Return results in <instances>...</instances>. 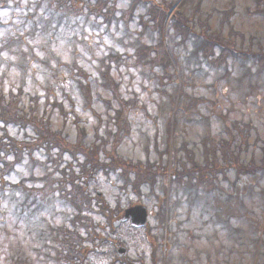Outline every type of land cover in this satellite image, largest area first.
Here are the masks:
<instances>
[{"label":"rangeland","instance_id":"1","mask_svg":"<svg viewBox=\"0 0 264 264\" xmlns=\"http://www.w3.org/2000/svg\"><path fill=\"white\" fill-rule=\"evenodd\" d=\"M30 1L32 0H8L5 3L6 6H2L3 3L0 0V89L8 95L22 88L25 111H28L30 106H36L32 112L33 116L47 120L51 130L61 131L72 144L82 142L87 146H96L97 149L105 148L106 153L115 149L122 157L130 158L134 162L156 163L157 167L163 166V169L168 165L169 171L173 170L170 172L173 175L171 183L166 179L165 172L162 175L160 170V173L155 175L159 182L156 184L155 193L157 191L163 196H168L176 187L174 178H178L177 158L181 159L182 163H190L182 149L184 144L188 145L189 151L194 153L195 160L203 163L204 155L200 142L205 137V127L208 126L201 119L191 120V115L198 114H193V108H190L188 113L184 111L178 113L180 115L178 126L176 129H171L168 135L169 96H176V93L174 94L177 88L176 68L170 64L167 70H162V64H160L155 67L157 75L150 74L151 63L144 60L147 58L145 53L142 54L140 62L136 60L135 46L131 45L134 38L123 36L122 31L116 33L114 27L111 35L103 29L93 30L97 25V21L93 18L84 23V17H80L70 23L79 25L78 30L84 28L89 33L86 36L78 30L75 32L74 29H69L70 24L60 27L48 26L53 36L51 40L49 33L42 34L38 30L34 31V28L41 27V24L37 26L27 24V16L32 15V20L37 21L39 15H42L41 11L38 12L39 15L30 13L37 6L33 7ZM170 1L174 6L170 12V23L174 22L173 13L177 9L176 15L184 14L190 17L188 26L195 32H200L202 29L199 26L201 21L208 26L206 34L212 35L222 31L224 40L232 41L239 51L248 50V48L258 50L260 44L264 45V17L255 11L256 0H202L200 10L193 13L191 11H194V6L199 0ZM129 3L130 0H126L121 3V6H128ZM141 6L138 7L139 11L145 13L147 9ZM29 7L32 8L29 9ZM233 7L234 12L229 22L225 21L223 24L220 13L225 10L231 11ZM141 8L145 11L143 9L141 11ZM45 19H48L47 15ZM135 23L131 26L133 31L140 29ZM89 24H93L94 27L90 29ZM222 24L223 30H221ZM168 32L174 33L173 28H170ZM169 33L165 36V43L169 45L168 52L171 59L175 62L179 57L182 62L184 73L182 77L187 83L186 94L205 97L202 113L211 117L209 119L211 132L207 135L213 137L214 144H218L219 139L226 136V127L231 128L237 136L241 129L244 130V134L239 135L232 143L235 159L230 157L227 163L238 160L241 164L250 163L249 161L260 164L264 160V100L255 99V84H258L259 88L263 84L262 80L255 82V67L251 68V73H247L246 68H249L250 64L241 61V57L233 55L226 56L225 64L216 66L208 63L201 51L197 55V58L203 62L201 65L193 59L188 61L187 56L195 50V43L200 40V37L191 35L192 38H185L180 44L181 36L171 37ZM147 35L155 37V40L147 39L148 45L149 42L160 40L159 32L155 29L149 30ZM16 39H22L20 46L23 47L19 50L20 55L16 53L18 50L13 49L14 53H12L6 47L7 42ZM112 49L118 54H123L122 60L125 62L122 63L121 60L110 63L112 68L109 76L113 82L112 86L117 85L118 93L113 92L109 85L110 81L105 82L101 77L99 78V70L105 71V68L109 66V64L103 65L100 59L111 54ZM215 50L216 58L220 50L216 47ZM151 54L156 55L153 50ZM3 57H8V60L1 61ZM57 62L64 63L63 69L60 70L62 76L54 80L52 69H48L56 66ZM66 65H79L91 74L92 98L90 101L87 102L76 84L67 79L70 71ZM21 66L24 67V71L19 70ZM51 85L52 92L49 90ZM166 91L171 94L167 95ZM123 100L136 102V106L124 111L121 103ZM0 125L2 126L3 122H0ZM246 126H249L248 130ZM79 127L85 129L83 138L79 136ZM8 129L10 136L19 141L36 139V132L30 127L20 129L8 124ZM96 130L99 131L96 132ZM26 132L31 135V138L25 136ZM33 147L35 149L36 146L33 145ZM24 149L27 150L26 147ZM44 150H33V158H30L25 151L21 157L23 163H14L12 157L9 158L13 166L3 177L5 176L10 184L21 185L22 183L26 186L40 187L41 182L36 180V177L44 174L42 165L39 164L47 160ZM106 153L96 154L99 162L113 160L112 156ZM79 157L80 163L86 161L85 156L80 154ZM64 160H71V156L65 154ZM221 161L224 163L222 158ZM71 163L73 164V161ZM238 174L234 168L227 170L226 180L222 178L223 174H220V184L225 188V191L221 193L222 198L216 199V196H220L219 188H216V195H212L210 190L211 198L208 200L202 196L196 208L186 203L183 193L180 194L181 199L175 192L172 193L170 201L177 205H173L177 207V212L172 213L175 238L173 244L175 245L172 247V254L170 253L169 264H263L264 247L256 244L257 236L252 228L255 229V219H258L264 230V173L258 174L259 177H263L261 181L256 180L258 183L256 188L255 177L247 185L234 186L233 183H236ZM239 175L241 177L244 174ZM111 179L112 181L109 182ZM0 183L2 184V181ZM161 185H163L162 188ZM165 185H167L166 190ZM90 187L99 188L110 209L116 206V201L121 196V202L125 206L138 198L133 194L131 186L126 187L113 175L107 178L103 168H100L95 179L90 181ZM6 189H10L9 184L6 185ZM137 190L143 193V200L151 206L152 202L147 199V193L152 192V187L143 186ZM93 192H95L94 189ZM181 192H183L182 189ZM6 194L9 198L2 197L0 188V258H3L0 261L1 264H12V261H8L11 260V256L4 255L16 253L20 259L28 258L26 264H29L30 260H32L30 264H43L40 260L38 263L33 261L34 256L38 255L34 250L42 252L43 247L36 241L34 233L29 234L25 230V217L17 216V211L19 212L20 209L17 205V193L14 191ZM125 194H129L132 198H126ZM57 203L51 208L46 207L36 213L35 221L42 222L43 229L50 225H60L68 218L69 213L66 207L58 201ZM201 207L204 208V215ZM97 219L104 221L102 216H97ZM150 221L151 230L160 225L153 217ZM115 231L118 235L109 231L104 235L120 236L129 246L130 253L135 250H147L143 230H131L128 225H125ZM159 232L166 234L163 229ZM260 236L264 237V233ZM93 255L90 252L87 256ZM95 262L97 264V258ZM105 262L107 259L103 258L102 262L98 263ZM160 264L166 263L160 261Z\"/></svg>","mask_w":264,"mask_h":264},{"label":"bare ground","instance_id":"2","mask_svg":"<svg viewBox=\"0 0 264 264\" xmlns=\"http://www.w3.org/2000/svg\"><path fill=\"white\" fill-rule=\"evenodd\" d=\"M110 79V77H109ZM13 93V91H12ZM5 108H8L10 110H15L14 107L6 105ZM29 115L33 116V111L34 108L33 106H30L28 109ZM36 118V116H35ZM41 122L42 125H46L48 129L51 132L56 133L57 131H53L49 128V122L47 120H44V118H38L35 120V122ZM28 128V127H26ZM25 128V129H26ZM85 129H81L80 133H83ZM99 130H96L98 132ZM0 133H3L4 135H11L9 129L4 128L3 126H0ZM26 137L31 138V135L26 132L25 134ZM83 138V136H80ZM79 137V138H80ZM35 140L31 141H19L16 138H14V142L19 144L22 143L26 146L27 150L24 148L12 146V143H7L4 145V149H0V182L2 181V184L0 183V188L2 189V197L7 198L10 194L8 189H6V185L9 184V187H12L14 191L17 193V205L20 208L19 212L17 211V216L22 218L25 217L26 221V231L29 234H35L36 236V241L40 242L42 248V252L38 250H34L35 253H38V255L34 256L33 261L38 263L39 260L41 263H53L57 264L60 262L64 255L63 248L73 242H76L79 237L82 238L85 242H89V238L85 235V230L87 228L86 223L84 222H79L78 223V228H79V233L72 232L68 229L67 224H68V218L70 216H73L74 220L77 221L78 217H82L86 210L83 208L82 204H75L69 201L66 196H63V189L61 188L60 185L58 184H53L50 185L46 179L45 176V171L48 169V163L44 162L41 163L42 168L44 170V174L41 177H36V180L41 182L40 187L32 186L35 188V190L32 193H24V188L23 184L21 185H15V184H10L6 179L5 176L3 175L6 173H9V170H11L12 166H10L8 161L5 159L6 157H9L12 159L14 163L20 162L23 163L21 160L22 154L27 151L29 154L30 158H33V150H40V149H45L49 143H46L42 146L38 145V132H36ZM35 145V149L33 145ZM50 144H53L50 142ZM58 147H62V152L61 154H68L71 156L70 151L66 148V143H59V144H53ZM65 145V146H64ZM79 145L81 146L82 150L88 153H91V145L87 146L82 142H79ZM65 147V148H64ZM14 156V157H13ZM8 158V159H9ZM9 161H11L9 159ZM4 164V166H3ZM74 164V165H73ZM73 164L72 166L75 167H82V163L79 162V159L77 157H73ZM152 164V163H150ZM150 167V166H149ZM148 171V166L146 163L143 162H138L136 166H134L131 169H126L124 171V175L127 177H139L146 173ZM4 183V184H3ZM86 186V184H84ZM83 190L85 193H88V189L86 187L82 186ZM7 196V197H6ZM13 196V195H12ZM14 197V196H13ZM9 198V197H8ZM23 199V200H22ZM57 201L61 204L64 205L69 213L68 218L66 221L60 225L57 226H47L46 229H43L42 225L43 223L38 221H35V216L36 213L40 210L45 209L46 207H53L57 205ZM67 201L70 203H67ZM93 203V202H92ZM92 214L95 216L97 222H98V228H99V234L102 237L105 232H113V221H112V215L113 211L106 206H100L94 208L92 211ZM97 216H102L104 218V221L97 219ZM110 235V241L114 243H118L119 239L118 237H114V235ZM19 237V236H18ZM21 238H24L23 236H20ZM90 242L97 245L96 237L92 235V238L90 239ZM56 243H58L59 247L56 246ZM1 249V248H0ZM4 250V249H3ZM41 257V259H40ZM3 258H0V261H2ZM28 258L25 259H20L19 256L15 258H11V260H8L9 262L12 261V264H26ZM32 263V260H30L29 264ZM1 264V262H0Z\"/></svg>","mask_w":264,"mask_h":264},{"label":"trees","instance_id":"3","mask_svg":"<svg viewBox=\"0 0 264 264\" xmlns=\"http://www.w3.org/2000/svg\"><path fill=\"white\" fill-rule=\"evenodd\" d=\"M58 1L64 2V5L68 3V0H58ZM60 5H62V4H60ZM131 12H132V10H131ZM138 49H139V51H144V50L148 49V47L145 45H141V47H138ZM159 54H160L159 59L162 60V63H164V64L168 63L169 59H168V55L166 54V51L160 50ZM210 54H213V44H212V48H211L210 52L208 51L205 53V57L208 59ZM222 55H224V52L222 53ZM145 56H147L148 61L152 62V63L155 62L156 60H158V58L156 56H154V57L151 56L149 51L145 52ZM262 56H263V52L255 51V66H257L256 64L260 62ZM246 60H250V59H246ZM215 62L221 63L222 59L219 58V59L215 60ZM178 64H179V67H178L179 72L181 75L180 83H181V87H182V85L185 86L187 83H185V78L182 77V75H184L182 63L179 62ZM84 76H85L84 73L80 71V73L77 74V78H73V79L76 81V83L78 84V87L82 90L83 94L89 96V95H91V88H90L89 84H87L85 82L84 83H85L86 87L83 86ZM255 76L261 78V76L256 72H255ZM192 102H193V99L191 97H189L186 94V92H183L182 95L180 96V99H179V109L184 110V109L188 108L192 104ZM4 114L9 115V117L12 120H18V121L23 120L20 117V113H19L18 108L15 110L5 109ZM31 124L33 125V127L35 129H37L36 132H38V136H39L38 141H37L38 145L42 146L46 143L50 144V142H52L53 144H56V145L59 143H66V148L65 147L64 148L72 151L71 149H69L70 144L65 141V138H63L61 133L51 132L48 129L47 124L42 125V123L39 121H37V122L32 121ZM12 146L20 147L19 144L15 143L14 141H12ZM228 149L229 150L224 149L225 155L226 154L233 155L234 153L231 151V149L229 147H228ZM78 150H81V149L79 147L75 149V151H78ZM229 165H231V164L228 163V166ZM238 170H239V172H242L244 174L248 173V172H255V175H257L258 173L263 174L264 173V160H262L260 164L255 163V165H252V166L251 165L250 166L240 165V166H238ZM79 179L80 178H78L77 180H79ZM256 179L258 180V179H260V177H257ZM71 182H72V189L70 191L68 190L67 193H70L72 196L71 197L66 196V197L68 198L69 201H71L74 204H82V206L85 210H86V208L89 209V207L91 205V203H90L91 197L88 195V193H85V191L83 190V187H80L78 183L74 182V180H72ZM262 233H264V230L261 227V225L259 223H255V236H257V237H255V241L257 239L262 238L260 236Z\"/></svg>","mask_w":264,"mask_h":264},{"label":"water","instance_id":"4","mask_svg":"<svg viewBox=\"0 0 264 264\" xmlns=\"http://www.w3.org/2000/svg\"><path fill=\"white\" fill-rule=\"evenodd\" d=\"M139 222H140L141 224H144V223H145V221H144L141 217H139Z\"/></svg>","mask_w":264,"mask_h":264}]
</instances>
